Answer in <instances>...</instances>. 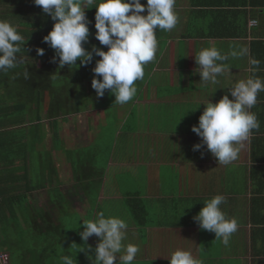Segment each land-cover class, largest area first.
<instances>
[{
	"label": "crops",
	"instance_id": "crops-1",
	"mask_svg": "<svg viewBox=\"0 0 264 264\" xmlns=\"http://www.w3.org/2000/svg\"><path fill=\"white\" fill-rule=\"evenodd\" d=\"M141 3L146 4V0ZM95 11H86L92 25ZM175 12L177 26L170 32H156L157 56L147 64L150 68L144 69L143 81L136 82L137 95L127 104L113 107L116 128L111 131L107 162L102 166L103 184L111 191L113 181L125 176L139 192H131L128 186L117 201L138 196L151 216L150 225L143 228V254L133 264H169L176 250L190 251L204 264H264V92L258 94L251 109L260 128L253 131L231 164H218L206 146L193 151L201 139L191 131L198 125L203 104L208 100L215 104L226 94L232 99L227 88L233 81L252 75L250 59L261 62L255 75L264 79V0H176ZM45 17L33 0H0V19L15 26L24 40L26 31L20 30V24L49 19ZM253 20L258 23L253 24ZM34 45L25 46L24 51L36 54L40 47ZM208 47H216L222 54L247 47L248 55L229 57L225 63L230 73L219 76V83L201 84L195 57ZM24 51L18 54L22 63L0 72V176H7L6 180L12 181L10 188H19L20 193L29 191L28 175L30 182L35 177L39 185L47 179L46 187L37 185L30 194L31 204L36 198L42 209L50 190L57 187L66 196V189L70 193L75 185L73 154L78 122L75 116L67 121L59 119L56 142L43 110L16 109L26 101L18 90L19 73L30 60ZM31 132L40 136L35 155L30 148ZM46 152L57 160L51 168L44 163ZM64 174L68 181L62 178ZM216 195L226 198L221 210L239 225L228 247L193 220Z\"/></svg>",
	"mask_w": 264,
	"mask_h": 264
},
{
	"label": "clouds",
	"instance_id": "clouds-1",
	"mask_svg": "<svg viewBox=\"0 0 264 264\" xmlns=\"http://www.w3.org/2000/svg\"><path fill=\"white\" fill-rule=\"evenodd\" d=\"M35 6L53 21L52 30L43 37V43L54 50L51 59L58 68H69L79 60L87 66L95 61L92 68L91 87L98 98L105 91L115 97L114 104L125 105L137 95V81H143L145 66L156 59L158 52L157 30L172 31L178 24L179 17L175 12L176 0H33ZM95 8L94 38L102 47L89 44L92 21L88 20L86 11ZM147 12V15L142 13ZM257 24V20L251 21ZM24 37L17 28L7 20L0 19V72H7L22 63L19 53L24 51ZM37 56L45 55L43 48H36ZM25 52V51H24ZM248 55V48L241 47L228 54H222L216 47L202 49L195 57L198 65L196 73L201 77V84H217L218 77L230 68L225 63L229 57ZM252 75L246 79L235 80L227 88L229 95H224L217 103L209 100L203 104L198 125L191 131L201 143L193 145V151L206 146L208 152L216 158L218 164L229 165L239 158L254 130L260 128L258 118L251 109L257 104V97L264 92V79L256 76L260 61L249 60ZM24 78L30 73L26 68ZM58 73L52 75L57 78ZM61 77V76H60ZM99 77V78H98ZM203 154V153H202ZM226 203L223 195H216L208 200L200 212L193 217L200 229L212 232L221 243L228 247L234 233L238 230L236 219L226 218L221 205ZM83 231L79 233L85 244L93 235L98 238L95 249L87 246V251H94L95 257L88 256L91 264H133L140 252L138 245L127 244L128 224L125 220L108 217L103 212L96 214L94 220L83 221ZM80 252L86 251L79 247ZM60 264H76L71 255L61 257ZM169 264H204L190 251L176 250L169 259Z\"/></svg>",
	"mask_w": 264,
	"mask_h": 264
},
{
	"label": "trees",
	"instance_id": "trees-1",
	"mask_svg": "<svg viewBox=\"0 0 264 264\" xmlns=\"http://www.w3.org/2000/svg\"><path fill=\"white\" fill-rule=\"evenodd\" d=\"M44 16L46 15L44 14ZM45 18H48V16ZM20 26V30L26 31V38L24 40L25 46H32V48H35V43L36 46L40 48L43 46L45 55L36 57L37 55H32L31 52H29L30 50H25V55H27L30 60L28 63L26 62V67L19 73L21 86H18V90L22 96L25 95L26 101L18 105L16 109L19 111H23L22 109L28 111V108H38L39 111L43 110L55 134V136L52 137L53 141L57 138L60 131L58 124L59 119L67 121L69 116L78 118L84 112H99L101 114L104 112L109 115V111L111 112L113 107L119 105L114 104L115 99L106 102L107 106L103 105L102 102L105 100V95L107 99L109 97L107 90L102 98H98L91 87V81L93 79L92 68L95 67V61L100 59L99 57H95L92 63L87 66L81 65L78 60L76 66L73 65L70 68L65 66L63 69L58 68V61L57 63L51 62L55 52L47 44L42 42L43 37L48 35L53 27V21L50 17L49 19H43L36 23L23 22ZM89 28L91 33L89 36V44L84 45V47L90 50L92 45H96L102 47L104 51H107V47L99 45V42L94 38L96 31L94 25L90 24ZM42 32L44 35L41 36ZM37 36L39 38H37ZM33 59L35 61H33ZM26 68L30 73L28 79H25L23 75ZM58 72L61 77L57 75V78L53 79L52 75ZM88 121L90 122H88V124H90L91 136L95 124H93L92 119H88ZM34 128L37 129L36 126ZM39 130L40 128L37 129L38 132ZM31 134L32 139L30 140H32L33 143H30V148L33 155H35L40 136L36 137L32 132ZM55 141L58 142L57 139ZM92 142L93 141H91L90 144ZM95 144L96 145H90V157L86 159H78V153L75 151L73 154L75 185L71 187L70 193H68L66 189V196L57 187L54 191L50 190L48 192L49 200L45 206L46 210H42L39 207L40 202L38 204L36 198L33 200L34 205L31 204L32 199L30 201V194H33V191H35V189L38 188L37 185H39L34 181L35 177L34 180L30 182L31 175H28L27 178H29L30 184L27 185V190L29 191L20 193L19 188L17 189L14 187L16 191L13 190L14 188H10L9 182L12 184V181L6 180L7 176H0V251L9 256V264H16V257L13 255V252L16 251L20 245L23 246L25 255L35 257V260L31 262L22 259L20 264H48L47 259L52 258V256H57L60 249L70 248L72 250V244L70 240H68V236L65 232L68 217L72 211L71 209L85 202L82 200L85 194L90 193V202H92V199L96 198L98 189L101 187V185H96L95 179H98L99 182L97 183L100 184L103 182L105 176V170L97 165V153L99 152L97 150L100 146L97 143ZM50 176H52V174ZM17 180H19V178H17ZM46 180L47 179H45V183L43 182V185H39V187H46ZM50 184L51 183H48V185ZM68 196H70V200H68ZM123 203L130 211L137 226L146 228L150 225L152 219L141 198L138 196H129ZM91 206L92 205H90V207ZM99 212H103L102 207L99 205H97L96 209L90 208V220H94L96 214ZM104 215L106 216L105 213ZM18 217L29 218L25 226H21V224L17 226L18 223H16V219ZM24 227L25 229H23ZM14 230L18 231L16 240L12 238ZM28 235L38 240L34 247L26 244ZM91 241L92 239L90 243ZM35 250H37L38 253L35 252ZM71 250H69V252L65 250V253L62 255L61 252L59 256L69 255ZM90 254H92V252H90Z\"/></svg>",
	"mask_w": 264,
	"mask_h": 264
},
{
	"label": "rangeland",
	"instance_id": "rangeland-1",
	"mask_svg": "<svg viewBox=\"0 0 264 264\" xmlns=\"http://www.w3.org/2000/svg\"><path fill=\"white\" fill-rule=\"evenodd\" d=\"M145 68H147L148 70L150 67L146 65ZM107 92L109 94V97L107 99V96L105 95V100H103L102 102V104L105 106H107L106 102L112 101L113 99H115L113 98L114 96L110 94V91L107 90ZM99 114L84 112L77 118L76 121L78 123L76 124L78 127V132H77L78 136L76 138L77 140L76 152L78 153V159L80 158L86 159L90 157V145H93V144L96 145L95 143H97L100 146V148L97 150L99 151L97 153L98 154L97 165L99 167H102L107 162L106 161L107 155H108L107 150L110 148V142H111L110 140L112 138L111 131L114 128H116V125H115L116 121L114 120L115 112L113 110L111 112L109 111V115L105 113V117H103L101 113ZM97 115L99 116L97 117ZM88 119H92L93 124H95L91 136H90V124H88L89 122ZM91 141H93L92 142L93 144L92 143L90 144ZM102 142H104L103 145L100 144ZM55 161L57 160L51 155V153L46 152L44 154L45 165H48L51 168V165H54L53 163ZM64 177H65V174L62 176V178ZM64 179L68 181L66 177ZM95 180H96L95 181L96 185L97 184L101 185L100 189H98L96 198L92 199V202H90V193L85 194V197L83 196V199L81 197V199L85 202H82V204L78 207H74V208L72 207L71 214L68 217V222L65 227V232H66V235L68 236V240H70L72 244L71 246L72 250L70 248L60 249L59 254L62 252L61 254L63 255L65 253V250L68 252L69 250H71V253L69 255H71L73 258L76 259V264H91L90 260L88 259V256H92L94 259L95 253L94 251H92V254H90V252L87 251V246L91 245L92 249L94 250L96 243H97V239L92 237L91 243L89 239L87 243L85 244V242L81 240L79 233L84 230L82 227L83 221L90 220V208L96 209L97 205H99L102 207L103 212L106 214L105 216L106 218L116 217V218H120L126 221V223L128 224V228L126 230L127 238L123 241V243L125 245L129 243L138 245L140 248V252L137 254V256H141L144 251L142 246L144 245L143 241L145 240V237H144L145 231L143 228H140L139 226H137V224L133 220L130 214V211L128 210L126 205L122 203L121 201L120 202L117 201V200H120L119 197H122V194L128 191V186L130 187L131 192L133 191L134 193L135 192L137 193L138 190L135 189L134 183H130L129 179L125 178V176L122 175L121 178H116L115 181H113L112 185L110 186L112 189L111 191H108L109 188H107V186L103 184L104 182L99 184L97 183L99 182V180L98 179H95ZM102 187H105L107 190L106 191L101 190ZM144 187L145 185L143 184L142 188ZM90 205L92 206L90 207ZM42 209L45 210V208H42ZM18 218L16 219V223H18L17 226H20L19 224H21V226H25L26 222L28 221L27 219H29L28 217L26 218L20 217L18 220ZM23 229H25V227ZM17 234H18V231L14 230L13 237H12L14 240L17 239ZM35 240L37 239L31 238V236L28 235L26 239V244L31 247H34L36 242H38V240L37 241ZM79 247H84L86 251L80 252ZM35 252L38 253L37 250H35ZM59 254H57V256L55 257L52 256V258L50 259L48 258L47 263L48 264H60L61 256H59ZM13 255L16 257L15 258L16 264H20L22 259H25L27 262H31L35 260V257L30 256V255L29 256L25 255L22 245H20L19 248H17L16 251L13 252Z\"/></svg>",
	"mask_w": 264,
	"mask_h": 264
},
{
	"label": "built area",
	"instance_id": "built-area-1",
	"mask_svg": "<svg viewBox=\"0 0 264 264\" xmlns=\"http://www.w3.org/2000/svg\"><path fill=\"white\" fill-rule=\"evenodd\" d=\"M9 256L6 253L0 251V264H9Z\"/></svg>",
	"mask_w": 264,
	"mask_h": 264
}]
</instances>
